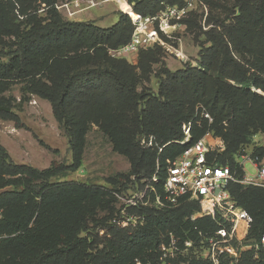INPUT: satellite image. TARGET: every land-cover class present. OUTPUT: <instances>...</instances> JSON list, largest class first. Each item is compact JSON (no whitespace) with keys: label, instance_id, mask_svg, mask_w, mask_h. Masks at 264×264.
Returning <instances> with one entry per match:
<instances>
[{"label":"trees","instance_id":"1","mask_svg":"<svg viewBox=\"0 0 264 264\" xmlns=\"http://www.w3.org/2000/svg\"><path fill=\"white\" fill-rule=\"evenodd\" d=\"M35 1L52 2L0 0V121L21 127L14 100L6 95L13 85H20L22 102L33 96L50 104L69 140L72 164L53 162L39 170L13 162L0 146V264H159L162 236L171 233L182 241L188 232L195 241L199 233L213 231L216 226L209 218L190 220L198 205L186 199L169 208L134 210L145 215L144 224L120 229L111 224L116 199L110 193L59 180L77 169L93 113L109 105L116 112L95 123L112 150L130 165L127 174L107 180L113 191L120 188L124 196L142 189L158 164L159 183L154 186L162 193L167 161L173 162L207 132L225 147L222 153L210 152L209 161L229 167L240 179L243 172L235 153L256 132L264 133V97L250 92L251 88L264 92V0H239L228 26L213 22L204 34L209 47L199 46L198 67L174 73L162 69L155 76V95L137 87L155 62L156 51H139L141 74L107 54L108 49L128 44L133 30L129 18L121 14L106 29L65 21L55 10L44 21L36 17L24 21ZM129 3L135 13L152 16L179 0ZM243 54L254 59L246 60ZM197 105L203 108L194 114ZM202 110L212 120L208 126L206 119L201 120L202 127L196 122ZM189 122L190 143L180 146L182 126ZM196 130L201 134L194 135ZM150 137L152 146L146 147L142 142ZM263 156L264 149H259L252 158ZM227 189L252 218L247 240L259 241L264 236V189L236 183ZM109 204L110 218L99 217L98 210ZM189 264L209 263L192 259ZM220 264H264V247L256 256L243 252L236 263L222 257Z\"/></svg>","mask_w":264,"mask_h":264},{"label":"rangeland","instance_id":"2","mask_svg":"<svg viewBox=\"0 0 264 264\" xmlns=\"http://www.w3.org/2000/svg\"><path fill=\"white\" fill-rule=\"evenodd\" d=\"M75 1L52 0L51 5L35 1L22 18L26 21L31 17H36L40 21H44L49 18L50 12L55 10L65 21L83 22L106 29L112 27L121 14L129 18L127 14L130 12L129 7L131 12L135 13L134 5L130 4L129 0H124L129 5L128 10L126 3L125 8H121L113 0H95L96 5L94 7L81 13L74 12L72 6H74ZM238 1L194 0L192 7L188 9L184 17L180 21H171L164 33L160 34V42L150 48L152 51H156L155 62L150 65L148 71L146 70L148 74L146 72L141 75L142 80L139 81L138 90L144 89L145 92L155 95L158 88V81L155 76L162 69L174 73L187 66L198 67L199 46L209 47L208 43H204V34L214 27L213 22H222V27L228 26L232 17L233 7ZM185 4V0H179V4L175 6L183 8ZM165 7L160 11H163ZM122 10L126 13L122 12ZM216 28L220 31L223 29H219V26ZM168 47L176 50L178 54L167 52L166 49ZM119 49H108V56L113 59L125 60L139 74V64H144L141 63L143 61L141 54L138 52L137 54L122 55L118 53ZM243 57L250 61L254 59V56L244 54ZM247 66L250 67L249 65L244 67ZM250 72H253V70ZM20 88V85H13L6 95L11 96L14 100V113L19 118L21 127L16 128L12 122L0 121V146L7 151L13 162L39 170L49 167L53 162L71 165L72 156L69 140L53 118L50 104L33 96L28 101L22 102ZM250 92L264 97V92L260 89L251 88ZM198 108L200 110L203 107L197 105L194 114H196ZM115 112L116 107L109 105L93 113L94 123L90 124V130L84 138L79 166L74 171L67 173L59 182L76 183L92 187L98 189V191L110 193L115 199V195L123 196L122 194H125V192L118 191L120 188L113 191L107 180L116 174H127L130 170V165L123 156L112 150L110 142L99 130L98 123H95V121H103L108 119V117L110 118ZM198 116L199 119L196 122L202 127L201 120L204 121V118L200 112ZM206 124L208 126L209 122H206ZM195 125L194 127H196ZM200 134L199 130L194 131V135L198 136ZM259 149H264V133L260 131L252 135L248 143L239 147L235 153L236 164L241 169L247 170L248 173H253L246 161L254 159L252 156ZM210 152H216V149L212 148ZM258 162L264 163V156ZM109 205V208H105L104 211L98 210L99 217L108 216L110 218L111 214H113L110 208L113 207H111L112 204ZM114 206L116 210L119 206L117 200ZM184 234V240H192L188 232Z\"/></svg>","mask_w":264,"mask_h":264},{"label":"built area","instance_id":"3","mask_svg":"<svg viewBox=\"0 0 264 264\" xmlns=\"http://www.w3.org/2000/svg\"><path fill=\"white\" fill-rule=\"evenodd\" d=\"M116 3L117 0H113ZM124 1V0H123ZM183 8L167 6L153 16H142L137 13H127L133 27L131 38L125 46L118 50L122 55L137 54L147 50L160 42V34L164 33L171 21H180L194 0H185ZM96 5L95 0H76L74 12L81 13ZM67 7V6H65ZM122 12H124L122 10ZM126 13V12H124ZM170 54L178 52L170 47L166 49ZM204 119L211 123L210 116L201 111ZM191 122L182 126L183 140L180 146L190 143ZM152 137L142 144L152 146ZM212 148L217 153L224 152L221 140L211 133H205L173 161H167L166 174L162 181V193L154 185L158 184L160 167L156 165L155 174L148 181L143 182V188L130 191L124 196L115 195L119 206L111 220V224L120 229L134 228L145 222V215L133 212L142 207L156 209L169 208L177 204L178 200L194 201L198 210L190 216V220L209 218L216 226L213 231L199 233L197 240L180 241L169 233L162 236L158 245L160 254L159 264H189L192 259L206 261L209 264H220L222 257L236 263L243 252L250 251L256 256L264 247V236L259 241H249L248 233L252 225L251 216L232 199L228 185L236 183L243 187L264 188V163L257 159H248L253 173L242 169L243 175L236 178L227 166H220L209 161ZM161 151V149H159ZM132 211V212H131ZM136 264H140L136 262Z\"/></svg>","mask_w":264,"mask_h":264},{"label":"bare ground","instance_id":"4","mask_svg":"<svg viewBox=\"0 0 264 264\" xmlns=\"http://www.w3.org/2000/svg\"><path fill=\"white\" fill-rule=\"evenodd\" d=\"M117 2H118V5H119L121 8H125L126 4H125V2H124L123 0H117ZM129 11H130V9H129Z\"/></svg>","mask_w":264,"mask_h":264},{"label":"crops","instance_id":"5","mask_svg":"<svg viewBox=\"0 0 264 264\" xmlns=\"http://www.w3.org/2000/svg\"><path fill=\"white\" fill-rule=\"evenodd\" d=\"M134 56H136V55H134Z\"/></svg>","mask_w":264,"mask_h":264}]
</instances>
